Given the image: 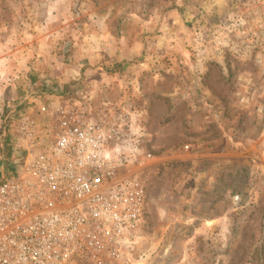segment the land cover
<instances>
[{
	"label": "rangeland",
	"instance_id": "374dc122",
	"mask_svg": "<svg viewBox=\"0 0 264 264\" xmlns=\"http://www.w3.org/2000/svg\"><path fill=\"white\" fill-rule=\"evenodd\" d=\"M183 1L64 0L57 24L46 0H0V166L6 177L19 169L10 132L27 100L77 111L119 131L112 147L143 188V241L129 264H264V8L250 35L231 26L239 15L200 34L182 13L174 56L162 25ZM94 14L108 16L114 46L100 68L62 83ZM61 24L50 63L39 40ZM203 44L213 48L202 57Z\"/></svg>",
	"mask_w": 264,
	"mask_h": 264
},
{
	"label": "built area",
	"instance_id": "2783aa9c",
	"mask_svg": "<svg viewBox=\"0 0 264 264\" xmlns=\"http://www.w3.org/2000/svg\"><path fill=\"white\" fill-rule=\"evenodd\" d=\"M257 13L231 26L254 34ZM46 110L47 121L24 112L12 124L19 169L0 183V264H129L143 241L144 192L112 147L123 136L77 111Z\"/></svg>",
	"mask_w": 264,
	"mask_h": 264
},
{
	"label": "crops",
	"instance_id": "0c3cea01",
	"mask_svg": "<svg viewBox=\"0 0 264 264\" xmlns=\"http://www.w3.org/2000/svg\"><path fill=\"white\" fill-rule=\"evenodd\" d=\"M46 2V13H48V18L50 19L54 17L57 24L64 23V15L60 12L61 10L63 11L64 0H46ZM182 4L184 8L183 10H180V8L176 6L168 11L165 16L166 20L162 25L163 28L168 27L170 31L173 32V35H171L172 41H170V39L168 40V46L173 48V50L170 51V54L174 56L176 55L179 46L177 41L179 35L177 31H179L180 27L184 26V23L182 22V13H185L186 23L184 27L190 29V31L195 30L194 32H197L196 28H198L201 34L202 32L206 33L208 30H219L221 24H223L225 20H230L236 15H239V17L244 14H246L245 16H251V9L258 12L259 10L262 11L264 8V5L261 4V2L258 1L257 4H254L252 3V0H184ZM88 19L91 21L85 23L86 29L79 34V38L75 42L74 48L76 49V56L74 60H71L70 63L62 69L61 76H59V80H61L60 82L62 83L78 79L81 77L83 70L90 67L89 65L100 68L99 66H102L101 61L103 55L114 46V33L108 16L94 14L90 15ZM253 21L261 27V18L259 16L254 17ZM46 22L48 24V20ZM62 25L63 24H61L60 27L56 26V34L51 33V36L49 35L48 37L41 38L39 40L40 45H38L44 49L54 39H59L60 35L63 34L64 27ZM262 29L264 30V26ZM221 38L222 36L217 37V39ZM212 41L215 42V40ZM160 42L161 41L158 40V43L156 44L160 46ZM190 44L194 45V43L191 42ZM49 46L50 53L48 54V60H51L50 63H52L54 60L51 52L54 48L51 44ZM202 46H204V50H202L203 47L200 49L202 57V53L211 51V48H213L212 44H203ZM216 46L217 45H214V48H216ZM207 57H214V55H206L205 59ZM26 103H29L27 105H30L29 107L31 108L28 107L29 109L25 112H30V115L39 117L40 119L42 118L41 120L45 118L38 114L43 102L36 99H29Z\"/></svg>",
	"mask_w": 264,
	"mask_h": 264
},
{
	"label": "water",
	"instance_id": "95a60500",
	"mask_svg": "<svg viewBox=\"0 0 264 264\" xmlns=\"http://www.w3.org/2000/svg\"><path fill=\"white\" fill-rule=\"evenodd\" d=\"M4 136H6V132L4 133ZM2 148H4V143L2 144ZM0 172H1V177H0V183H1L6 178V169L4 168L3 165L0 166Z\"/></svg>",
	"mask_w": 264,
	"mask_h": 264
},
{
	"label": "trees",
	"instance_id": "16d2710c",
	"mask_svg": "<svg viewBox=\"0 0 264 264\" xmlns=\"http://www.w3.org/2000/svg\"><path fill=\"white\" fill-rule=\"evenodd\" d=\"M259 261L264 262V257H263V255L259 256ZM261 264H262V263H261Z\"/></svg>",
	"mask_w": 264,
	"mask_h": 264
}]
</instances>
